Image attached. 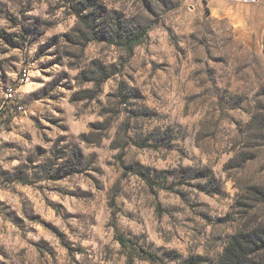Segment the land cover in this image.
Wrapping results in <instances>:
<instances>
[{
    "label": "clouds",
    "instance_id": "1",
    "mask_svg": "<svg viewBox=\"0 0 264 264\" xmlns=\"http://www.w3.org/2000/svg\"><path fill=\"white\" fill-rule=\"evenodd\" d=\"M0 264H264V0H0Z\"/></svg>",
    "mask_w": 264,
    "mask_h": 264
}]
</instances>
